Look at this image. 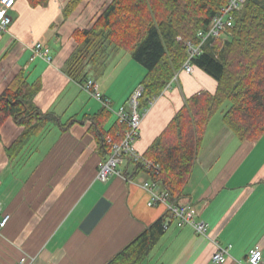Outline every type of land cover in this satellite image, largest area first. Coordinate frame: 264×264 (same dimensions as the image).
Instances as JSON below:
<instances>
[{"label": "crops", "instance_id": "obj_1", "mask_svg": "<svg viewBox=\"0 0 264 264\" xmlns=\"http://www.w3.org/2000/svg\"><path fill=\"white\" fill-rule=\"evenodd\" d=\"M69 1L51 0L32 8L27 0H17L10 12L12 25L0 31V93L24 70L28 82L40 87L36 107L63 123L80 121L103 108L65 71L76 48L73 31L89 26L98 13L88 15L86 9L99 0L91 1L92 6L86 3L61 23ZM109 1L101 0L100 6ZM38 43L51 50L52 63L42 58L31 62ZM105 56L113 58L110 72L103 73L107 78L99 81L93 75L100 56L88 64V79L116 111L142 86L147 71L127 52L109 47ZM121 66L131 77L117 74ZM217 89L218 82L199 68L193 74L179 73L146 112L135 143L137 153L145 155L188 99L204 92L213 95ZM116 120L113 114L106 129ZM211 122L179 201L197 208L208 235L173 223L158 244L162 253L152 252L143 264H214L216 243L232 246L223 264L245 263L255 249L264 259V136L257 142H240L223 121L213 127ZM89 127L90 123H79L62 132L50 126L15 159L8 157L7 149L23 128L12 119L1 128L0 204L11 218L0 232V264H17L24 256L34 258V264H107L157 220L168 221L165 206H148L142 185L150 176L136 174L132 163L120 167V174L107 183L97 180L103 159Z\"/></svg>", "mask_w": 264, "mask_h": 264}, {"label": "trees", "instance_id": "obj_2", "mask_svg": "<svg viewBox=\"0 0 264 264\" xmlns=\"http://www.w3.org/2000/svg\"><path fill=\"white\" fill-rule=\"evenodd\" d=\"M32 8L47 6L51 0H27ZM70 0L62 14L67 21L86 3ZM229 0H110L89 26L75 29L76 48L65 71L83 85L88 81L86 67L112 47L131 54L147 73L142 81L141 108L159 97L187 61L186 42H199L197 34L206 30L213 17ZM192 64L218 82L215 94L200 93L186 101L164 132L153 142L144 158L160 166L156 175L137 165L135 172L147 173L166 190L172 201L184 198L194 164L202 149L213 117L229 103L223 124L240 142H257L264 136V0H247L235 15L232 37L209 41L202 55ZM40 87L28 82L22 70L0 93V130L12 119L22 134L7 149L10 159L21 157L30 142L41 137L50 126L62 132L75 124L90 123L89 133L105 161L114 143L127 132L126 124L116 120L106 129L113 113L102 108L82 120L63 123L54 113H43L34 102ZM169 217V215H168ZM163 217L145 229L107 264H143L165 236Z\"/></svg>", "mask_w": 264, "mask_h": 264}, {"label": "built area", "instance_id": "obj_3", "mask_svg": "<svg viewBox=\"0 0 264 264\" xmlns=\"http://www.w3.org/2000/svg\"><path fill=\"white\" fill-rule=\"evenodd\" d=\"M16 1L17 0H0V31L2 32H6L13 23L10 12L14 9ZM246 3L247 0H229L227 5L213 17L208 28L198 32L197 37L199 42L197 44L191 41L185 43L188 58L179 73H194L195 66L192 64V61L202 55L206 43L209 41H225L232 37L235 15L244 9ZM32 52L31 62L37 58H42L49 63L53 61L51 50L41 43L34 45ZM179 73L175 75L174 79L177 78ZM82 88L92 98L100 101L104 108L115 114L120 123L126 124L127 126V132L123 139L113 144L109 157L100 163L97 172V180L102 183H107L113 176L120 174L119 168L126 163H132L135 167L141 165L146 170L151 171L152 174H158L160 172V166L146 160L144 156L139 155L135 148V143L140 135L143 118L156 98L150 102L149 107L142 109L141 98L144 94V88L141 86L134 91L125 105L114 111L111 101L102 95L95 81L89 79L82 85ZM142 187L149 195V207L158 205L166 207L169 218L164 224L165 231L170 228L171 224L175 223L178 228L190 226L198 234L202 236L208 235V225L198 219L199 214L195 206L190 203L172 201L168 192L152 178L144 182ZM10 218L9 214H4L2 212V205L0 204V232L6 228ZM231 248V245L223 246L216 243V249L212 255V262L214 264L225 263L228 257H230ZM34 261V258L24 256L17 264H34ZM236 264H264L262 251L260 249H255L248 255L245 263L236 262Z\"/></svg>", "mask_w": 264, "mask_h": 264}, {"label": "rangeland", "instance_id": "obj_4", "mask_svg": "<svg viewBox=\"0 0 264 264\" xmlns=\"http://www.w3.org/2000/svg\"><path fill=\"white\" fill-rule=\"evenodd\" d=\"M100 1L101 0H99V2H96L94 4V7H93L92 3L95 2L93 0V2L90 3V6H92V7L91 8H87L86 9V13H88V15L95 14V12L99 14L101 9H102V7H103V6H100ZM102 56L103 57L100 58V60H99V62H100L99 66L96 68V70H93V75H95V77H97L99 81H103V80H105L107 78V76L103 77L104 76L103 73H105L106 71H108V73H109L110 72V66L113 63V58H111L110 56L107 57V56H105V54L102 55ZM87 69L88 68L86 67L85 72H88ZM117 74L118 75L121 74L122 76H130L131 77L130 70L126 69V67H124V66H121L119 68ZM135 76H136V73H135ZM228 108H229V103H226L222 107V109L220 111H218V113L212 119L211 127L222 123V117H223L224 113L228 110ZM140 131H141V128H140ZM168 235H170V233ZM161 248H162L161 246L156 247L155 251H153V254L154 253H158V254L162 253V250L160 251Z\"/></svg>", "mask_w": 264, "mask_h": 264}]
</instances>
